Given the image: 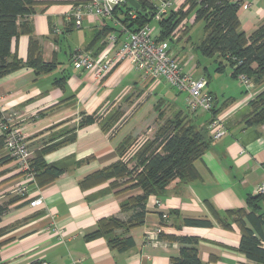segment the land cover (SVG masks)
<instances>
[{"label": "crops", "instance_id": "1", "mask_svg": "<svg viewBox=\"0 0 264 264\" xmlns=\"http://www.w3.org/2000/svg\"><path fill=\"white\" fill-rule=\"evenodd\" d=\"M82 1L36 0L35 12L28 17L31 34H19L12 41L11 53L25 61L33 48L43 63L53 67L35 71L24 65L0 77V134L10 127L20 128L31 155L56 144L43 158L64 170L53 181L38 186L35 180H24L14 159L0 163V202L22 196L0 217V264H169L170 257L179 253L178 242L169 236L198 237L196 248L202 264H253L238 250L240 228L235 211L252 210L247 198L255 195V184L264 178V125L244 121L248 102L264 89V81L250 82L246 88L230 76L228 65L216 71L215 58L214 64L205 66L204 60L183 47L173 54L172 43L185 36L176 39L178 29L172 40H165L170 52L185 71L205 78L204 91L212 95L216 116L226 131L194 161L195 179L174 178L163 193L148 196L143 223L127 232L134 240L131 248L113 249L104 236L86 238L100 218L127 216L119 204L128 194H115L109 180L82 188L84 176L115 162L119 158L115 147L125 137L136 141L151 138L163 120L177 112L200 127L207 125L210 115L190 111L186 94L180 100V92L163 78H145L125 61L117 62L100 79L88 70L73 68L70 60L75 49L88 47L97 56L103 50L113 51L124 37L118 35L114 47L101 45V41L92 44L97 31L105 25L112 27L113 22L85 16L79 27L74 26L65 14ZM238 20L247 36L264 25V0H240ZM54 27L60 32L54 33ZM83 116L96 119L81 127ZM121 120L123 125L110 137L109 129ZM104 121L110 124L106 131L101 127ZM5 155L3 148L0 156ZM138 192L135 189L132 194ZM37 196L43 202L30 205ZM154 199L162 202V208L154 206ZM254 203L255 213L262 215L260 243L264 248V198ZM213 210L228 227L218 222ZM185 218L208 219L211 225H188Z\"/></svg>", "mask_w": 264, "mask_h": 264}, {"label": "trees", "instance_id": "2", "mask_svg": "<svg viewBox=\"0 0 264 264\" xmlns=\"http://www.w3.org/2000/svg\"><path fill=\"white\" fill-rule=\"evenodd\" d=\"M137 2L139 8H134L126 0L116 4L113 11L114 17L118 18L128 30L155 22L158 27V32L154 34L156 39L172 40V34L180 24L182 25L186 16L193 13L195 21H203L204 34L194 48L201 55L216 59V71L220 72L225 65H228L231 68L230 76L234 79L244 74L253 84L264 81V25L258 26L248 36L239 29L240 0H181L177 10L171 9L167 15L157 21L153 20V5L149 0H137ZM36 3V0H0V77L24 65L33 67L35 71H48L53 67L52 63H43L40 53H36L33 48H30L25 61L11 53L12 41L19 34H31L28 17L35 12ZM130 9H134L135 18L128 16L127 12ZM186 31L187 28L184 33ZM109 32H115L117 36L122 34L116 25L113 24L112 27L105 25L97 31L92 44L101 41L103 45V39ZM84 49L89 51L88 47ZM248 105L249 111L244 116L245 124L264 125V89L250 99ZM208 113L210 117L206 126L194 125L186 120L182 112H177L163 120L151 138L137 139V141L132 137L123 138L115 147L119 156L115 162L82 178L80 181L82 188L109 180V188L115 194L139 190L138 193L129 194L120 202V211L128 213L124 219L115 216L100 218L96 229L87 234V239L104 236L108 245L118 251H125L134 245L132 236L127 235V232L143 223L148 196H158L163 193L165 187L174 178L190 181L197 177L194 161L201 157L214 139L208 125L216 116L217 110L212 106ZM95 119L92 116H83L80 126ZM123 123L124 121L121 120L109 129L110 124L104 121L101 127L105 131L109 129L111 137L119 131ZM6 132L7 130L0 134V151L4 148ZM55 146L56 144L45 146L30 157L29 164L38 186L53 181L64 172L62 168L47 163L43 158V154ZM10 159L12 158L8 154L0 156V163ZM134 160V164L129 168L128 164ZM21 198L22 196L15 195L0 202V217L11 204ZM261 198H264V195L248 196L247 203L252 206V210L247 213L242 209L235 211V220L240 228L238 250L253 264H264V248L260 243L262 215L254 211L256 209L254 202ZM226 213L231 214L229 211ZM213 216L225 227L229 226L215 210ZM244 219L250 223V226L245 224ZM184 223L194 226L211 225L208 219L201 218H185ZM169 238L179 244V253L170 257L169 264H202L196 248L198 237L169 236Z\"/></svg>", "mask_w": 264, "mask_h": 264}, {"label": "built area", "instance_id": "3", "mask_svg": "<svg viewBox=\"0 0 264 264\" xmlns=\"http://www.w3.org/2000/svg\"><path fill=\"white\" fill-rule=\"evenodd\" d=\"M126 0H84L72 5L66 12V19L71 20L73 25L79 27L85 16L107 19L116 25L124 35L123 39L113 51L103 50L100 55L94 56L85 49H75L71 55V66L75 69L88 70L95 79L105 76L117 63L125 61L138 69L145 78H163L171 87L187 96L188 109L190 111L202 110L209 112L213 106L212 95L204 91L206 80L204 77L196 78L190 71H185L180 62L170 52L169 44L163 40L158 41L152 33L153 27L150 23L134 30H128L125 25L114 17L115 5ZM153 5V20L157 21L177 6L181 0H149ZM248 6V4H244ZM128 16L135 18L134 9L128 10ZM180 27V26H179ZM54 33H59L57 27L53 28ZM117 41V34L109 32L103 42L114 47ZM238 79L249 88L250 80L240 74ZM211 136L216 139L224 134L225 127L217 116L213 117L208 125ZM4 148L7 154L17 162L18 168L24 180H34V173L30 167L29 160L31 152L28 149L25 137L20 128L10 127L7 129L4 138ZM25 187L20 188L24 192ZM254 193L264 195V178L254 186ZM43 202L42 197L37 196L29 202L30 205H38ZM153 204L162 208L160 200L154 199ZM163 217L165 214L163 213ZM54 230L58 231L55 227ZM152 237V234L148 235ZM45 264V263H40ZM74 264H79L77 261Z\"/></svg>", "mask_w": 264, "mask_h": 264}, {"label": "rangeland", "instance_id": "4", "mask_svg": "<svg viewBox=\"0 0 264 264\" xmlns=\"http://www.w3.org/2000/svg\"><path fill=\"white\" fill-rule=\"evenodd\" d=\"M151 24H152L151 26L153 27L152 33L156 34L158 32V27L156 26L155 22H152ZM185 28H187L186 34H182L184 32ZM203 35H204L203 34V21H201V20L195 21L193 19V13H190L189 15L186 16L185 20L182 22V25L175 32L174 37L176 39H180L183 36L184 37H183V40L180 42H176V41H174L173 43L171 42L172 43V53L174 54V51H176V48L183 47L182 48L183 51H185L186 53H188L190 55L195 56L197 59L204 60L205 66H209L210 64H212L214 62V59L209 58V57H201L202 55H200V53H198L196 51V49L194 48V45L198 44L201 41V39L203 38ZM201 65H203V64H201ZM210 68L211 67H209L208 69H210ZM223 74L225 75V73H223ZM220 76H223V75L221 74ZM209 87H212V83H209ZM184 94H185L184 92H180V94H179L180 100H183ZM134 162H135V160L128 164L129 168L132 167ZM120 181H122V180H120ZM125 194L129 195V194H132V192L131 193H125ZM128 195H126V196H128ZM124 198H126V197H124Z\"/></svg>", "mask_w": 264, "mask_h": 264}, {"label": "water", "instance_id": "5", "mask_svg": "<svg viewBox=\"0 0 264 264\" xmlns=\"http://www.w3.org/2000/svg\"><path fill=\"white\" fill-rule=\"evenodd\" d=\"M134 8H139L137 0H127Z\"/></svg>", "mask_w": 264, "mask_h": 264}]
</instances>
